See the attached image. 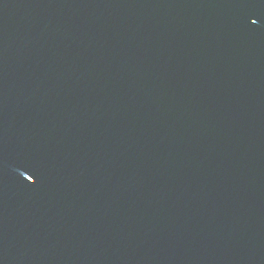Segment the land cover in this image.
Returning <instances> with one entry per match:
<instances>
[{"label":"water","instance_id":"obj_1","mask_svg":"<svg viewBox=\"0 0 264 264\" xmlns=\"http://www.w3.org/2000/svg\"><path fill=\"white\" fill-rule=\"evenodd\" d=\"M0 264H264V0H0Z\"/></svg>","mask_w":264,"mask_h":264}]
</instances>
